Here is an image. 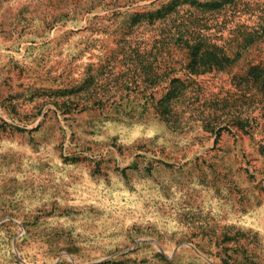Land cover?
<instances>
[{"label":"rangeland","instance_id":"obj_1","mask_svg":"<svg viewBox=\"0 0 264 264\" xmlns=\"http://www.w3.org/2000/svg\"><path fill=\"white\" fill-rule=\"evenodd\" d=\"M168 1L0 0V264H264L256 18Z\"/></svg>","mask_w":264,"mask_h":264},{"label":"trees","instance_id":"obj_2","mask_svg":"<svg viewBox=\"0 0 264 264\" xmlns=\"http://www.w3.org/2000/svg\"><path fill=\"white\" fill-rule=\"evenodd\" d=\"M186 3L190 9L197 12L196 16L189 20L190 25L188 26V31L193 40L192 50L195 51V56H201L205 59L210 58L214 61L211 68L219 67L241 55L240 51L235 54L224 51L219 45L206 37L205 31L211 27L210 22L219 21L221 15L229 19L228 16L231 17L244 12L251 15L250 17H255L254 24H248L244 21L238 24L239 26L236 29L239 35H243L245 46L264 40V1L251 4L250 0H170L163 3L153 14L158 18L166 19L171 12L177 11L179 6ZM177 40L182 41V36L179 35ZM251 72L257 78L263 79L262 90H264V67L258 63V65L251 67Z\"/></svg>","mask_w":264,"mask_h":264}]
</instances>
